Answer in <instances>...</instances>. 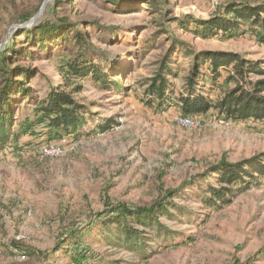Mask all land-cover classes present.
I'll use <instances>...</instances> for the list:
<instances>
[{
  "label": "rangeland",
  "instance_id": "374dc122",
  "mask_svg": "<svg viewBox=\"0 0 264 264\" xmlns=\"http://www.w3.org/2000/svg\"><path fill=\"white\" fill-rule=\"evenodd\" d=\"M61 1L56 8L57 0H0V51L22 40L16 35L24 29L58 19L74 24L85 41L33 48L32 59L20 60L31 75L14 129L34 118V104L51 88L71 92L85 114L75 135L48 141L37 127L36 135L0 150V264H74L78 256L82 264H264V178L254 174L250 184L237 185L229 203L207 204L210 187H218L209 168L264 153V121L219 124L210 110L198 117L200 129L189 130L177 125L176 107L146 104L149 80L163 63L174 74L162 73L172 99L186 89L193 53H237L264 71V44L248 27L232 37L202 38L190 22L223 13L227 3L264 0ZM75 58L100 67L121 89H104L91 77L66 82L65 64ZM205 70L196 91L215 101L232 83L222 70L210 89ZM48 145L63 154L40 159ZM157 204L168 210L158 228L129 223L140 231L141 253L117 242L122 228L102 225L117 205Z\"/></svg>",
  "mask_w": 264,
  "mask_h": 264
},
{
  "label": "trees",
  "instance_id": "16d2710c",
  "mask_svg": "<svg viewBox=\"0 0 264 264\" xmlns=\"http://www.w3.org/2000/svg\"><path fill=\"white\" fill-rule=\"evenodd\" d=\"M118 1L120 0H108L111 4H117ZM61 2L57 0L56 8ZM262 14H264V3L231 2L224 5L223 13H218L205 20L190 22L195 26L193 32L202 38L232 37L242 28L248 27V30L256 35L259 43L264 44ZM182 28H186L185 24ZM16 36L23 37V41L20 40L17 43L13 41L0 51V150L9 144L11 139L17 144L21 136L36 135L37 127L46 130L48 141L75 135L84 124L85 106L77 102L71 92H66L60 87L51 88L43 100L35 103L34 118L26 117L18 123L17 129H14L16 125L14 116L17 113L19 101L28 98L22 96H28L29 91L26 84L31 75L30 68L21 65L20 60L26 62L32 59L35 54L33 48L38 49L39 52H46L50 50L49 47L69 43L71 39H75V42L80 44L85 42L84 37L78 33L74 24L60 19L40 22L24 29ZM192 55L191 67L186 78V89L172 99L174 92L171 84L162 73L168 77L174 74L170 67L165 68L163 63L156 75L149 80L146 89L149 97L146 100L148 106H152L154 102L158 110H167L173 106L180 112V116L189 118H198L210 110H215L218 118L224 121H264V78L250 80L251 75L264 76L259 61H247L237 53L224 51H201ZM79 59L75 58L66 62L67 71L64 77L66 82H69L71 78L91 77L94 83L104 89L110 87H115L116 90L121 89L118 83L111 82L104 75L100 67ZM203 67L204 69L206 67L203 73L208 74L211 81L210 89L215 90L217 80L222 76V70L226 74V81L232 83V87L225 90L215 101L209 98L211 96H204L201 93L202 90L196 91ZM201 78L205 79V75ZM77 91L79 88L74 92ZM106 128L107 125L99 127L102 131ZM208 172L216 176L218 183L217 188L210 187L209 189L208 206H214L217 202L229 203L237 185L243 188L245 184H250L255 178L254 174L264 178V153L235 163L220 160L211 166ZM171 194L173 193L169 195L172 196ZM111 213L109 219L102 225L108 228L110 224H115L122 228L121 233L124 238L120 240L118 237L117 242L124 243L129 249L138 250L141 253L144 251V245L140 239V231L133 229L129 223L146 230H155L160 225V216L166 215L168 210L162 204L140 208L117 205ZM72 260L74 264H82L79 256Z\"/></svg>",
  "mask_w": 264,
  "mask_h": 264
},
{
  "label": "built area",
  "instance_id": "2783aa9c",
  "mask_svg": "<svg viewBox=\"0 0 264 264\" xmlns=\"http://www.w3.org/2000/svg\"><path fill=\"white\" fill-rule=\"evenodd\" d=\"M222 119H220L217 123L222 124ZM176 123L178 126L189 129V130H197L202 127V122L199 118H189L179 116L176 118ZM63 154V150L56 145H48L42 147L38 151V155L40 159H44L46 157H58Z\"/></svg>",
  "mask_w": 264,
  "mask_h": 264
}]
</instances>
